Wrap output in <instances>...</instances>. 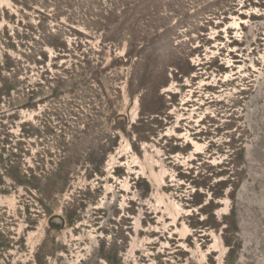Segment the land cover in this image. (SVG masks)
<instances>
[{"label":"rangeland","instance_id":"374dc122","mask_svg":"<svg viewBox=\"0 0 264 264\" xmlns=\"http://www.w3.org/2000/svg\"><path fill=\"white\" fill-rule=\"evenodd\" d=\"M0 88V264H264V0H0Z\"/></svg>","mask_w":264,"mask_h":264},{"label":"trees","instance_id":"16d2710c","mask_svg":"<svg viewBox=\"0 0 264 264\" xmlns=\"http://www.w3.org/2000/svg\"><path fill=\"white\" fill-rule=\"evenodd\" d=\"M11 89H13V88H10V90ZM8 93H9V88H6V89L0 88V95H2V96L3 95H8ZM0 104H1V98H0ZM18 182H19L18 184H21L22 186H30V185H28V181H26V179H25V182L26 183L24 181L23 182L18 181ZM47 214L50 216V218H49V224H50V226L55 227V228H60V226L62 224H58V223L54 222L53 220H54V218H58V219L61 220V217L58 216V215L51 216V211L50 210H49V212Z\"/></svg>","mask_w":264,"mask_h":264}]
</instances>
